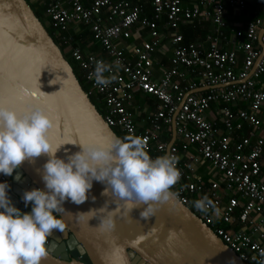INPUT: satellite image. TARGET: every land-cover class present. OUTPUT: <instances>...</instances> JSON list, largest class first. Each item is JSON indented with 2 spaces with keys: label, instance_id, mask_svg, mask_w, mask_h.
Returning a JSON list of instances; mask_svg holds the SVG:
<instances>
[{
  "label": "built area",
  "instance_id": "2783aa9c",
  "mask_svg": "<svg viewBox=\"0 0 264 264\" xmlns=\"http://www.w3.org/2000/svg\"><path fill=\"white\" fill-rule=\"evenodd\" d=\"M35 2L42 3L54 34L82 70L88 95L100 98L108 125L125 136L142 137L153 158L178 157L180 179L171 191L241 260L259 264L264 259L263 18L256 14L242 27L231 25L227 8L242 11L246 0ZM188 22L207 23L210 31L202 40L185 41L181 29ZM79 25L87 26L110 62L86 48L81 51L78 44L71 47ZM136 29H146L149 39L133 45L129 58L118 43L130 39ZM164 32L171 45V66L156 77L153 56L162 47ZM96 60L113 66L116 79L107 87L96 85L90 76ZM138 91L157 101L142 131L130 110ZM213 105L219 106L218 119L209 117ZM174 113L175 136L167 141ZM190 147L195 154H187ZM203 162L208 163V174L218 173L219 181L204 180L196 172L195 166ZM0 182H6L2 175ZM204 195L215 205L207 213L193 206Z\"/></svg>",
  "mask_w": 264,
  "mask_h": 264
},
{
  "label": "water",
  "instance_id": "95a60500",
  "mask_svg": "<svg viewBox=\"0 0 264 264\" xmlns=\"http://www.w3.org/2000/svg\"><path fill=\"white\" fill-rule=\"evenodd\" d=\"M22 85L31 93L23 103L16 98ZM0 98L18 114L30 105L44 107L53 119L48 133L53 145L73 139L89 144L106 143L113 134L118 136L90 100L28 0H0ZM174 117L175 113L170 141L175 136ZM79 150L78 143L66 144L56 155L64 159ZM46 159L41 156L35 164L23 162L12 176L0 173L8 180L9 199L21 211L31 209L30 204L25 207L23 192L44 188L35 168ZM17 174L20 181L15 179ZM104 188V184L93 181L84 203L65 201L66 211L60 213L65 229L62 233L53 230L47 244L49 254L41 264H232L233 258L235 264H245L176 195L165 203L154 204L155 213L148 219L139 216L144 205L129 213L131 222L114 217L115 229L110 234L98 228V217L106 213L97 211V217L89 220V213L78 220L77 213L104 205L108 199L101 195ZM114 207L110 204L109 210Z\"/></svg>",
  "mask_w": 264,
  "mask_h": 264
},
{
  "label": "clouds",
  "instance_id": "9594fccd",
  "mask_svg": "<svg viewBox=\"0 0 264 264\" xmlns=\"http://www.w3.org/2000/svg\"><path fill=\"white\" fill-rule=\"evenodd\" d=\"M90 76L102 87L116 79L113 66L103 60L95 61ZM30 95V90L22 85L16 98L23 103ZM52 127L53 119L44 107L30 105L23 114H18L0 98V173L12 176L23 162L35 164L37 158L47 157L35 168L44 188L25 190L22 195L25 207L31 205L30 211L14 207L8 196V180L4 177L6 182H0V264H41L49 254L47 244L53 230L62 233L65 229L60 215L66 211L65 201L84 203L93 181L105 185L101 195L108 199L99 209L76 216L79 220L91 213L90 220L97 217V211L106 213L98 217L102 233L114 231V217L131 222L129 213L144 205L139 216L148 219L155 213L154 204L165 203L177 195L171 189L180 179L178 157L171 154L151 157L142 137L113 134L106 143L89 144L73 139L53 145L48 135ZM77 143L79 151L64 159L57 157L62 146ZM15 179L20 181L21 176L17 174ZM95 199L93 196L92 200ZM110 204L115 205L111 210ZM193 206L202 213L215 209L207 195L193 201ZM260 256L264 257V250ZM259 264H264V259Z\"/></svg>",
  "mask_w": 264,
  "mask_h": 264
},
{
  "label": "crops",
  "instance_id": "0c3cea01",
  "mask_svg": "<svg viewBox=\"0 0 264 264\" xmlns=\"http://www.w3.org/2000/svg\"><path fill=\"white\" fill-rule=\"evenodd\" d=\"M252 2L256 4L253 7V9H251L253 5H251L250 7H247L248 9L246 10L244 9L242 11H235V12H233L230 8H227V16L232 26L233 25L239 26V23H242V22L246 23L249 20H252L256 14L260 15L264 21V8L261 7V2L264 3V0H246L247 5L252 4ZM202 24L204 23H201L199 25L202 26ZM79 26H80V29L78 30L77 34L80 36V38H83L84 37L83 35H86V38L91 39L90 32L88 31L87 26L85 25H79ZM207 29L208 30L205 31L203 34H195L192 40H199V39L202 40L205 34L210 31L209 25H207ZM146 32H147L146 29H141V30L136 29L134 30V35L130 37V39L121 40L118 43L119 46H122L124 48V53L126 54L127 57L129 58L133 57V54L130 53L133 45L139 44L142 41L149 39V36L147 35ZM163 34L164 36L162 37V41H161L162 47L153 56L155 58L153 70H154L156 77L160 76L161 70L168 69L171 66L170 64L171 45L167 39V34L165 32ZM260 35H264V30L260 29L259 36ZM259 44L261 45L260 42ZM85 48L89 51H93L94 53L98 54L99 56L104 58L107 62H110L106 53L101 49V47L97 43L93 42L92 40L88 42ZM156 103L157 101L150 95L144 94L139 91L134 93L133 100H132V108L130 110L135 116L136 123H137L136 126L138 130L142 131L145 129L146 123L144 119L146 115L148 114V112L156 108ZM220 115L221 114H220L219 106L213 105L211 107V113L209 112V117L218 119ZM223 129L224 127L222 128V130ZM170 139H167V141H169ZM190 148L187 154H195L196 152L194 148L193 147H190ZM187 154H182L181 159H186ZM200 163L199 165H196L195 168H197L196 172L199 175H202L204 180H207L209 178L215 181H219L218 173H215L214 176L212 175V172L211 174L207 173L208 172L207 162H203L201 165Z\"/></svg>",
  "mask_w": 264,
  "mask_h": 264
},
{
  "label": "trees",
  "instance_id": "16d2710c",
  "mask_svg": "<svg viewBox=\"0 0 264 264\" xmlns=\"http://www.w3.org/2000/svg\"><path fill=\"white\" fill-rule=\"evenodd\" d=\"M134 1V0H133ZM31 8L34 10L35 14L45 23L46 29L48 30V32L50 33V35L52 36V38L54 39V41L58 44V46L60 47V49L62 50V52L64 53V56L67 58V60L70 62L71 66L74 69V72L76 74L77 79L79 80L80 84L82 85V87L88 91L89 90V84L84 80L83 75H82V70L76 65V63L73 61V59L70 57L69 52L67 50V46L65 44H63L59 38L54 34L53 28L49 25L48 23V17L45 15L44 13V7L42 5L41 2H35V0L33 2H29ZM251 5L253 9V7L256 5L254 2H252V4L247 5L245 7V10L248 9L247 7H250ZM235 12V11H233ZM245 24V22L239 23V27H242ZM207 23L202 24V26H200L199 24L196 23H190L188 22L186 25H184L182 27V32L185 33V41L188 40H192L194 38L195 34H203L205 31H207ZM234 27H236V25H233ZM75 36L73 37V40L71 41V47L75 46L76 44H78V46L80 47L81 51H83L86 47V45L88 44V42L91 40L89 38H86V35H83V38H80V36L76 33L74 34ZM187 39V40H186ZM90 100L97 106L98 110L100 111V113H103L102 111V107H101V101L99 100L97 94H90L89 95ZM218 124H220V122L218 121ZM221 125V124H220ZM114 131L117 133V135L119 137H125L124 134L120 133L118 130Z\"/></svg>",
  "mask_w": 264,
  "mask_h": 264
},
{
  "label": "bare ground",
  "instance_id": "6f19581e",
  "mask_svg": "<svg viewBox=\"0 0 264 264\" xmlns=\"http://www.w3.org/2000/svg\"><path fill=\"white\" fill-rule=\"evenodd\" d=\"M44 23V22H43ZM45 24V23H44ZM46 27V26H45ZM57 44V43H56ZM58 45V44H57ZM67 46V45H66ZM67 50L69 52V48L67 47ZM69 55H70V52H69ZM197 91V90H196ZM145 94V93H144ZM149 95V94H147ZM151 96V95H150ZM153 97V96H152ZM154 98V97H153ZM155 99V98H154ZM156 100V99H155ZM207 225V224H206ZM213 231V230H212ZM219 237V236H218ZM220 238V237H219ZM221 239V238H220ZM222 240V239H221ZM223 241V240H222ZM224 242V241H223ZM225 243V242H224ZM226 244V243H225ZM234 251V250H233ZM235 252V251H234ZM236 253V252H235ZM238 256V255H237ZM239 257V256H238ZM243 261V260H242ZM244 262V261H243ZM245 264H251V263H247V262H244Z\"/></svg>",
  "mask_w": 264,
  "mask_h": 264
},
{
  "label": "rangeland",
  "instance_id": "374dc122",
  "mask_svg": "<svg viewBox=\"0 0 264 264\" xmlns=\"http://www.w3.org/2000/svg\"><path fill=\"white\" fill-rule=\"evenodd\" d=\"M31 2V1H30ZM45 23H46V20H45ZM47 24V23H46Z\"/></svg>",
  "mask_w": 264,
  "mask_h": 264
}]
</instances>
